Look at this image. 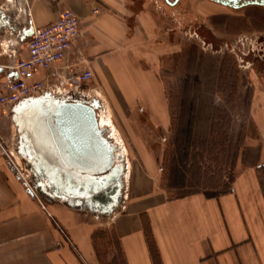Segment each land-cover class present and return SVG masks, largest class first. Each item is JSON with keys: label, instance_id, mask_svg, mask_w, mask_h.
<instances>
[{"label": "crops", "instance_id": "1", "mask_svg": "<svg viewBox=\"0 0 264 264\" xmlns=\"http://www.w3.org/2000/svg\"><path fill=\"white\" fill-rule=\"evenodd\" d=\"M151 2L0 0L5 80H14V65L27 58L33 27L51 25L63 10L76 15L79 34L70 51L40 75L44 93L80 94L64 79L90 70L98 95L110 97L99 100L104 117L98 124L126 161L123 198L114 207L113 189L120 192L115 184L90 198H61L31 173L33 187L27 188L3 157L17 137L13 108L26 99L0 109V264H264V111L258 112L256 139L238 145L226 190L202 189L171 199L157 186L147 135L167 133L170 114L158 76L165 42L156 41L160 31ZM16 151L28 167L17 138Z\"/></svg>", "mask_w": 264, "mask_h": 264}, {"label": "rangeland", "instance_id": "2", "mask_svg": "<svg viewBox=\"0 0 264 264\" xmlns=\"http://www.w3.org/2000/svg\"><path fill=\"white\" fill-rule=\"evenodd\" d=\"M151 1L160 31L156 41L165 42L166 54L158 76L166 90L170 114L167 133L147 135L151 149L146 152L157 173V186L171 199L202 189L226 190L233 178L240 141L256 139L261 126L258 112L264 111V7L235 10L207 0H181L169 7L164 0ZM78 89V95L90 101L103 103L110 98L98 95L93 80ZM190 100L195 105L196 120L185 150V174L178 169L172 174L171 169L179 163L171 159L183 148L182 125ZM96 114L98 119L104 117L100 110ZM12 130H8V138ZM16 138L9 142L3 157L17 176L16 168L24 175L25 186L31 188V172L17 155ZM201 146H206L201 150L204 156ZM226 148H230V156ZM124 175L118 200L123 198Z\"/></svg>", "mask_w": 264, "mask_h": 264}, {"label": "water", "instance_id": "3", "mask_svg": "<svg viewBox=\"0 0 264 264\" xmlns=\"http://www.w3.org/2000/svg\"><path fill=\"white\" fill-rule=\"evenodd\" d=\"M179 1L164 0L169 7ZM227 1L222 5L232 9L264 7V0ZM37 97L15 106L12 114L18 153L27 160L29 171L61 198L81 194L90 198L111 184L120 189L126 164L99 127L96 112L101 108L100 101L78 94L44 93ZM117 202L118 193L112 197L111 206Z\"/></svg>", "mask_w": 264, "mask_h": 264}, {"label": "built area", "instance_id": "4", "mask_svg": "<svg viewBox=\"0 0 264 264\" xmlns=\"http://www.w3.org/2000/svg\"><path fill=\"white\" fill-rule=\"evenodd\" d=\"M93 12L96 14L97 10ZM78 34L79 22L70 10L61 11L56 20L47 27H33L31 38L26 45L27 58L18 60L14 65L16 78L5 80L0 77V109L8 110L23 99L44 94L45 86L40 79L41 73L65 59ZM91 80V71L84 70L71 73L64 82L72 89L79 88ZM16 172L20 177H24L17 168ZM40 206L45 211L41 202Z\"/></svg>", "mask_w": 264, "mask_h": 264}, {"label": "trees", "instance_id": "5", "mask_svg": "<svg viewBox=\"0 0 264 264\" xmlns=\"http://www.w3.org/2000/svg\"><path fill=\"white\" fill-rule=\"evenodd\" d=\"M194 103L192 100L188 101V109H187V112H188V116H187V120L186 122L184 123V125H182V132H183V148L181 149V151L179 152L178 150L176 151V154L174 153V156L172 157L171 159V162H178L179 164H176L177 166L173 167V169H171L172 171V174H174V172L176 173L177 169L178 171L180 170H184V173L183 175L185 174V168H186V163L184 161V159L188 156L187 154V151L185 152V150L187 149V145L190 144L191 142V135H192V125H193V121L195 122V117H194ZM211 117L208 116L206 117V122H208V120L210 119ZM198 121V119H197ZM201 155H202V152H201ZM200 155V156H201ZM173 165V164H172ZM179 175H180V172H178ZM180 177V180L182 179L181 176ZM182 182V180H181ZM184 182V181H183ZM212 191H215L214 189Z\"/></svg>", "mask_w": 264, "mask_h": 264}, {"label": "flooded vegetation", "instance_id": "6", "mask_svg": "<svg viewBox=\"0 0 264 264\" xmlns=\"http://www.w3.org/2000/svg\"><path fill=\"white\" fill-rule=\"evenodd\" d=\"M180 1H181V0H180ZM180 1H179V2H180ZM207 1L213 2V3L218 4V5H221L222 7L230 8V7H228V6L222 5V3H228L227 0H219L218 2H216V1H214V0H207ZM179 2H178V3H179ZM229 4H230V3H229ZM230 5H231V4H230ZM236 6H240V4H237ZM251 6H256V5H251ZM247 7H249V6H247ZM244 8H245V7H244ZM230 9H232V8H230ZM239 9H242V8H238V9H235V10H239ZM111 191H112V190H111ZM113 191H114V194L117 193L116 190L113 189Z\"/></svg>", "mask_w": 264, "mask_h": 264}, {"label": "bare ground", "instance_id": "7", "mask_svg": "<svg viewBox=\"0 0 264 264\" xmlns=\"http://www.w3.org/2000/svg\"><path fill=\"white\" fill-rule=\"evenodd\" d=\"M104 130V129H103Z\"/></svg>", "mask_w": 264, "mask_h": 264}]
</instances>
